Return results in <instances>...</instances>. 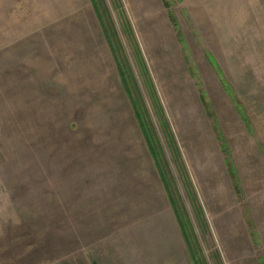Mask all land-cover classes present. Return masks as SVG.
I'll list each match as a JSON object with an SVG mask.
<instances>
[{
  "label": "rangeland",
  "instance_id": "rangeland-1",
  "mask_svg": "<svg viewBox=\"0 0 264 264\" xmlns=\"http://www.w3.org/2000/svg\"><path fill=\"white\" fill-rule=\"evenodd\" d=\"M260 233L264 0H0V264H264Z\"/></svg>",
  "mask_w": 264,
  "mask_h": 264
},
{
  "label": "crops",
  "instance_id": "crops-1",
  "mask_svg": "<svg viewBox=\"0 0 264 264\" xmlns=\"http://www.w3.org/2000/svg\"><path fill=\"white\" fill-rule=\"evenodd\" d=\"M85 49L91 50V48L89 46H87V48L85 47ZM259 237L262 238L258 248H264V237H262L261 233L259 234Z\"/></svg>",
  "mask_w": 264,
  "mask_h": 264
}]
</instances>
